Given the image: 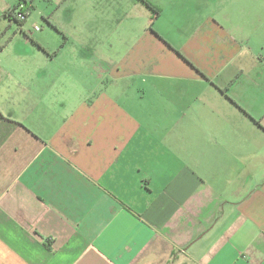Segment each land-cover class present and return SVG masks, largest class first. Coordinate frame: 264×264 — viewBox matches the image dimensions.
Returning a JSON list of instances; mask_svg holds the SVG:
<instances>
[{"label": "crops", "instance_id": "crops-1", "mask_svg": "<svg viewBox=\"0 0 264 264\" xmlns=\"http://www.w3.org/2000/svg\"><path fill=\"white\" fill-rule=\"evenodd\" d=\"M132 1L57 76L15 31L46 54L0 67V264H264V0Z\"/></svg>", "mask_w": 264, "mask_h": 264}, {"label": "rangeland", "instance_id": "rangeland-1", "mask_svg": "<svg viewBox=\"0 0 264 264\" xmlns=\"http://www.w3.org/2000/svg\"><path fill=\"white\" fill-rule=\"evenodd\" d=\"M26 1L28 5L33 6L29 9L27 22L23 26L29 39L34 43L45 45L46 53L52 57L62 49V46L66 45L67 50L55 58L49 66V72L55 76L63 73L68 67L70 68L71 61L77 57L69 48L86 52V49L91 47L88 43L105 39L106 33L111 35L108 31L110 29L115 32L116 29L121 28L127 16L131 14V3H133L132 0ZM148 1L158 8V6L164 7L169 0ZM13 6H18L20 11L26 8L23 0H0V48L8 45L5 51L0 53V67L15 68L18 75L30 76L37 65L32 61L41 58L38 56L46 53L43 51L39 53L36 45L30 47L31 53L21 50L23 39L14 35L18 30L17 23L13 19L3 17V14ZM150 14L152 18L153 15ZM135 23L139 25L137 19ZM151 27L150 25L149 28ZM116 35L113 33L112 37ZM82 38L86 40L87 46L80 49V45L78 44V47L76 43ZM73 68L71 66V69Z\"/></svg>", "mask_w": 264, "mask_h": 264}, {"label": "trees", "instance_id": "trees-1", "mask_svg": "<svg viewBox=\"0 0 264 264\" xmlns=\"http://www.w3.org/2000/svg\"><path fill=\"white\" fill-rule=\"evenodd\" d=\"M140 4H142L150 13H152L153 17H158L160 14L159 9L154 6L150 1L148 0H138ZM20 7V6H19ZM18 10V6H14L9 12L5 14V17L13 19L17 25H18V30L21 28L22 24L26 21L27 19V14L25 12H22L24 14V19L20 20L16 17V11ZM258 124V123H257Z\"/></svg>", "mask_w": 264, "mask_h": 264}, {"label": "built area", "instance_id": "built-area-1", "mask_svg": "<svg viewBox=\"0 0 264 264\" xmlns=\"http://www.w3.org/2000/svg\"><path fill=\"white\" fill-rule=\"evenodd\" d=\"M23 11H20V8L16 11V17L20 20L24 19V14L22 13Z\"/></svg>", "mask_w": 264, "mask_h": 264}]
</instances>
